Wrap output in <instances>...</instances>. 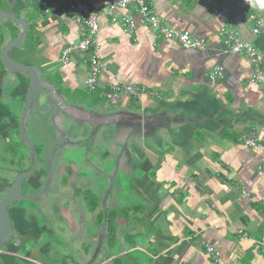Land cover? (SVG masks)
I'll return each instance as SVG.
<instances>
[{"label":"crops","instance_id":"1","mask_svg":"<svg viewBox=\"0 0 264 264\" xmlns=\"http://www.w3.org/2000/svg\"><path fill=\"white\" fill-rule=\"evenodd\" d=\"M73 1L0 0V8L26 19L31 29L12 57L42 67L45 79L68 101L91 108L80 100L87 91L89 62L75 52L68 65L60 63L63 49L83 38L69 11ZM80 1L101 6V0ZM147 2L166 25L205 40L206 48L186 50L176 40L160 38L141 22L136 4L118 10L116 18L99 17L103 68L93 99L109 106L102 91L112 84L144 86L162 98L124 100L115 107L144 114L152 127L149 152L136 159L130 183L117 182L122 191L115 219L123 228L118 245L131 257L116 259L122 264H264V174L259 169L264 150L245 144L252 138L264 141V88L248 82L255 66L231 53L220 36L222 26L234 25L264 55V28L255 36L251 18L264 21V0H215L218 9H229L223 18L201 0ZM124 19L138 22L133 33L125 31ZM7 26V34L0 26V54L19 36ZM216 65L224 68V78L211 82L208 75ZM4 70L0 58V163L20 148L14 102L4 95V83L13 77ZM29 129L34 135V127ZM6 164L0 165V184L12 163ZM206 244L214 246L219 260L207 255Z\"/></svg>","mask_w":264,"mask_h":264},{"label":"water","instance_id":"2","mask_svg":"<svg viewBox=\"0 0 264 264\" xmlns=\"http://www.w3.org/2000/svg\"><path fill=\"white\" fill-rule=\"evenodd\" d=\"M7 25L14 26L18 30L19 36L11 40L0 54L5 69L4 72L13 77V80L7 82L3 80L5 82L4 95L14 102L12 116L14 115L13 117L18 122L19 138L22 144L25 145V150L29 159L33 162V167L26 172L15 174L10 172L8 175L5 173L6 175L2 179L3 181L0 184V248L8 245L13 238V228L8 209L20 202H38L40 197L45 195V193H40L35 198L30 196L38 191L37 184L40 182V179L33 184L30 182L31 176L39 165L36 143L45 141L44 139L51 141V138L59 140L61 147L56 148L57 150L49 157L52 164L53 161H56L55 159H58L57 154L67 148L66 145L78 140L76 134L73 132L68 133L74 126L78 128L79 135L83 134L84 131L85 133L81 136L92 141L91 149H89L90 153L96 147L99 148L100 153L92 156L101 165L103 176L109 179L103 182L100 198L105 210L104 226L101 232L98 233L97 245L94 247L92 258L88 262V264H95L98 256L108 247L106 212L109 197L111 195L114 197L118 211L120 209L119 193L122 189L117 186V182L119 178L129 181L133 176L132 171H134L136 159L138 158L141 161L144 159L145 151L149 148L146 143L150 139L151 122L142 113L127 112L119 108L110 109L100 105L89 108L84 104H73L68 101L59 93L54 84L45 79V72L42 67L27 65L11 55L13 50L21 48L28 40L31 31L28 21L18 18L13 11L0 8V26L3 34H7L10 30ZM19 91L22 94H19ZM16 94L18 95L15 96ZM34 123H37L36 126L42 124V127L46 124L50 130V132L40 131V138L37 142L30 138L28 132L30 124L34 125ZM111 149L113 155H116V164L114 168L109 169L110 165L107 160H102V157L104 153L111 152ZM50 182L49 180L47 183ZM25 185L27 192L30 194L28 196L23 195V186ZM47 190L49 191L48 188ZM122 230L121 219L118 217L116 218L117 239L112 249V253L115 255V245L121 242ZM118 246L122 253L116 258L124 260V262L128 261L131 253L128 254L129 250L126 251V247L121 244ZM105 255L109 256L106 253Z\"/></svg>","mask_w":264,"mask_h":264},{"label":"flooded vegetation","instance_id":"3","mask_svg":"<svg viewBox=\"0 0 264 264\" xmlns=\"http://www.w3.org/2000/svg\"><path fill=\"white\" fill-rule=\"evenodd\" d=\"M71 132L77 135L78 140L66 145L67 148L57 154L58 159L52 164L49 157L61 147L59 140L51 138V141L44 139L36 143L39 165L30 182L33 184L40 179L38 191L30 195L25 185L23 195L31 198L40 193L45 195L38 202H20L8 209L13 238L0 248L1 264H88L92 258L98 233L105 221V210L100 200L102 185L109 179L103 176L101 165L92 156L100 153L99 148L90 153L92 141L81 136L85 132L79 135L78 128L74 126L68 131ZM112 149L102 157L110 165L109 169L116 164ZM8 161L12 164L7 175L26 172L33 167L31 159L28 162L21 160V164H14L11 158ZM79 190L82 197H76ZM115 211V199L111 195L106 212L108 247L95 264H115L117 261L112 253L117 239Z\"/></svg>","mask_w":264,"mask_h":264},{"label":"built area","instance_id":"4","mask_svg":"<svg viewBox=\"0 0 264 264\" xmlns=\"http://www.w3.org/2000/svg\"><path fill=\"white\" fill-rule=\"evenodd\" d=\"M201 1L212 8L217 18H223L229 13L228 8L218 9L215 0ZM132 4L137 5V13L140 18H142L141 22L153 28L160 38L164 40H176L186 50L198 51L206 48L205 40L195 38L189 32H181L161 21L147 0H101V6L98 8H91L86 2L74 0L69 6V11L75 23L82 26L83 38L80 42L63 49L60 63L66 66L69 64L72 54L75 52L82 54L85 60L89 62L86 88L90 93L96 92L100 88L99 78L103 68L97 40L100 31L99 17L100 15H105L116 18V12L118 10L127 9L128 6ZM251 18L255 21L252 30L253 34L255 36L260 35L264 28V21L261 19L256 20L255 16ZM137 25L138 22L135 19L123 20V27L128 33H133ZM220 36L231 53L247 59L255 66L256 72L249 78L248 82L252 85H258L264 88V72L261 70L264 63V55L255 48L253 43L245 41L240 30L234 25L222 26L220 29ZM208 78L211 82L223 79L224 68L220 65H216L213 71L209 73ZM102 95L113 107L121 104L124 100L136 103H140L144 98L162 100L161 96L153 93L144 86L136 84H112L104 88ZM245 144L251 148L264 150V141L261 142L256 138L246 140ZM259 169L260 172L264 174V164L261 165ZM205 250L207 255L214 261L220 259V255L214 246L206 244Z\"/></svg>","mask_w":264,"mask_h":264},{"label":"rangeland","instance_id":"5","mask_svg":"<svg viewBox=\"0 0 264 264\" xmlns=\"http://www.w3.org/2000/svg\"><path fill=\"white\" fill-rule=\"evenodd\" d=\"M91 94H94V93H90L88 91H84L83 94H82L83 97H81L80 100L82 102L88 104V105H92L93 104V106H96L95 103H99L101 107H106V108H110V109H116L115 107H113L111 105L104 106L106 104L97 102L96 100L93 99L94 97H92ZM30 125H32V124H30ZM36 125H37V123H34V125H32V126L34 127V129H36V130L38 129L39 131L38 130L37 131L35 130L34 135L31 134L30 131H29L30 138H32L35 142H37L39 140V138H40L39 137L40 136V131L50 132V130L48 129V127H47L46 124H44L43 127L41 126L42 124L41 125H38V126H36ZM40 128H42V129L40 130ZM19 142H20V148H18L17 152L14 155L13 154L5 155L7 162L0 163L1 166H3L5 163H7L6 166L7 165H10L9 162H8V159H10V158L13 159L14 161H18L20 164L23 162L21 160H26L27 162L29 161L28 153L25 150V145L22 144L21 140ZM124 183L127 185L130 182L129 181H124ZM79 195H80V197L83 196V193L81 192V190H79L76 193V197H78ZM116 245H115L116 253H120L121 252L120 251V248H119L118 244H116Z\"/></svg>","mask_w":264,"mask_h":264},{"label":"trees","instance_id":"6","mask_svg":"<svg viewBox=\"0 0 264 264\" xmlns=\"http://www.w3.org/2000/svg\"><path fill=\"white\" fill-rule=\"evenodd\" d=\"M115 264H122L120 260H117Z\"/></svg>","mask_w":264,"mask_h":264}]
</instances>
